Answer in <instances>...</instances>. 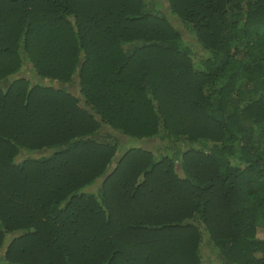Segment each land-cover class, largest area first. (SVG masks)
Returning <instances> with one entry per match:
<instances>
[{
	"label": "trees",
	"instance_id": "trees-1",
	"mask_svg": "<svg viewBox=\"0 0 264 264\" xmlns=\"http://www.w3.org/2000/svg\"><path fill=\"white\" fill-rule=\"evenodd\" d=\"M165 2L0 0V264H264V0Z\"/></svg>",
	"mask_w": 264,
	"mask_h": 264
},
{
	"label": "rangeland",
	"instance_id": "rangeland-1",
	"mask_svg": "<svg viewBox=\"0 0 264 264\" xmlns=\"http://www.w3.org/2000/svg\"><path fill=\"white\" fill-rule=\"evenodd\" d=\"M159 2H162L164 4H166V0H157ZM171 21L173 23H176L175 20L171 17ZM183 38L185 39H188V35L186 33H184L183 35ZM195 47V46H194ZM205 55V52L198 48V47H195L194 48V51H193V59L194 60H197L200 56H204ZM25 73V71H24ZM66 88L73 92L74 94L76 93L77 94V86L75 85H66ZM151 141V142H150ZM129 143L130 145H127V146H137V147H147V148H152V139L151 140H145V141H139V140H136V139H130L129 140ZM86 189H84L85 191ZM202 255H203V263L204 264H209L210 261H212L213 264H220V261L219 259H217V256L215 255V252L211 251V248L208 247V246H204V248L202 249Z\"/></svg>",
	"mask_w": 264,
	"mask_h": 264
}]
</instances>
